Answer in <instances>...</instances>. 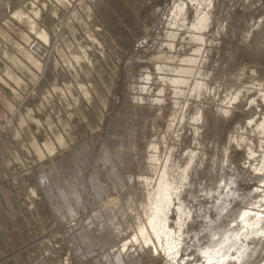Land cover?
<instances>
[{
  "label": "bare ground",
  "instance_id": "bare-ground-1",
  "mask_svg": "<svg viewBox=\"0 0 264 264\" xmlns=\"http://www.w3.org/2000/svg\"><path fill=\"white\" fill-rule=\"evenodd\" d=\"M198 1L209 3L210 0ZM106 2L119 20L112 33L118 47L128 54L124 62L125 82L123 89L120 87L126 93L124 100L128 102L104 121L103 132L69 146L61 157H53L39 170L36 169L38 173L33 179L30 196L39 201L42 210L46 205L53 219L64 226L63 230L71 232L70 245L79 264H88L89 260L94 261L93 264H143L142 256L154 263V258L166 251L167 264H190L191 260L198 264H263L260 261L264 253V141L258 135L264 134V117L263 124L257 125L255 114H249L247 123L237 125L236 131L244 130L257 138L224 132L222 126L230 113L224 107L226 101L229 106V103L235 105L246 98L254 109H264V80L248 75H228L225 71L229 63L224 62L212 65L219 69L216 74L211 69H194L196 64L205 66L207 63L199 62L196 55H191L192 49H195L194 53H199V50L193 46L190 49L177 46L175 38L179 35L173 29L165 28L188 27L190 31L186 33V41L202 43L204 38L194 35L192 30H204L205 14L190 22L187 12L196 10L197 13L198 6L194 0H172V8L166 13L160 5L151 6L153 3L149 5L147 0ZM29 29L48 44L49 37L41 36L43 29H38L36 24ZM235 31L245 43L252 39L251 32L241 24L232 25L228 37H234ZM153 32L156 34L152 48L145 50L144 45L151 40ZM133 44L137 45L136 49ZM142 46L143 51L140 50ZM130 48L132 51L129 53ZM154 48L181 49L189 54L168 55V62L162 65L156 63L160 54ZM228 56L234 58L233 55ZM248 70L253 75H264V68L251 67ZM243 80L258 83L262 88L259 95L248 97V89L236 86V83L244 84ZM227 82L233 85L225 84ZM169 86L172 91H168ZM169 96L189 98L190 101H173ZM169 111L175 125L160 124L164 132L157 135L166 141V145L161 147L154 141L147 143L146 138L159 127V122L168 116ZM58 141L62 143L60 139ZM112 145L117 147L113 149ZM232 145L242 149L246 155L249 153L247 159L256 158V162L247 163L253 178L245 182L255 180L261 186H245L242 190L233 186L235 182L225 184V192L220 193L221 197L208 208L217 217L208 218L206 229L198 232L195 225L198 218H203V210H192L197 199L191 190L201 188L200 184L207 179V191L201 188V192L205 198L216 199V187L226 179L222 176L224 165L232 161L229 157ZM147 148L149 152H145ZM49 153L50 157L54 155L52 149ZM117 156L126 157L128 162L114 160ZM143 161L150 162L151 166L146 167ZM145 172H154L158 176L151 182ZM201 177L202 180L199 179ZM236 197L246 203L250 201L253 209L229 210L230 200L234 202ZM254 199L258 201L252 202ZM234 210H238L236 217L239 223L235 228L223 231L222 224L225 219L235 216ZM77 227L78 231L75 230ZM2 232L4 234L0 228V255L7 249ZM188 236L189 239L191 236L193 243L190 241L189 244L192 246L186 244ZM215 237L220 241L210 245ZM180 244L181 248L174 251ZM191 247H198V250L189 252L192 258L189 263L185 262L188 258L185 261L178 258L180 262H177L180 253H186Z\"/></svg>",
  "mask_w": 264,
  "mask_h": 264
},
{
  "label": "rangeland",
  "instance_id": "rangeland-1",
  "mask_svg": "<svg viewBox=\"0 0 264 264\" xmlns=\"http://www.w3.org/2000/svg\"><path fill=\"white\" fill-rule=\"evenodd\" d=\"M147 1L149 5L153 3L151 6L160 5L164 13L172 8V0ZM194 1L198 6L197 13L196 10L187 12L190 22L199 15L205 14L204 30L200 28L192 30L194 35L204 38L202 43L191 44L186 41V33L190 31L188 27L165 26L179 35L175 38L177 46H185V49L193 46L199 50V53H194L195 49H192L191 55H196L199 62L207 63L205 66L196 64L194 69L198 68L201 71L211 69L216 74L219 69L213 68L212 65L224 62L229 63V68L225 71L228 75H248L264 80L263 74L253 75L248 70L251 67L264 68V0H210L209 3ZM106 4V0H0V77L2 78L0 81V123L3 124V126L0 124L2 128V132L0 131V220L9 217L12 219L11 227L0 223V228L4 231L2 236L7 242H5L7 248L5 253L0 255V264H79L70 245L71 232L67 233L63 230L64 226H60L53 219L46 205L43 210L40 208L39 201L30 196V189L38 173L37 170L51 158H58L59 155L61 157L69 146L88 139L91 135L98 134L99 131L103 132L102 129L106 126L104 121L109 120L116 113L115 110L118 111L122 104L128 102L124 100L123 96L126 93L122 90L125 82L123 81L124 62L128 54L118 47L119 44L112 32L119 24V20ZM15 15H22L23 19L19 20ZM33 24H36L38 29L46 31L49 37L48 44L32 34L29 26ZM240 24L252 34V39L247 43L236 31L234 37L227 35L230 34L232 25ZM155 34L153 32L148 45L145 44L146 47L144 45L145 50L152 48ZM133 46L136 49L137 45L133 44ZM144 48L142 46L140 50L143 51ZM154 50L160 54L156 63L162 65L168 62L166 59L168 55L189 54L181 49L169 51L166 48L159 50L154 48ZM130 51H132L131 48L128 52ZM24 52L31 53L39 66L35 67L25 57ZM228 55H233L234 58L231 59ZM243 67L246 70H242ZM7 72L13 78L19 79L20 83H14L5 75ZM243 81L244 84L236 83V86L248 89L246 92L248 97L259 95L262 88L258 83ZM216 82L221 83L222 81ZM225 84L233 85L229 82ZM184 88L186 93L187 87ZM168 91H172V87L169 86ZM169 99L179 102L190 101L189 98L174 96H169ZM225 103L224 107H227L230 113L225 119L226 124L222 126L224 132H233L245 138L256 137L244 130L236 131V128L238 124L248 122L246 120L250 117L249 114H255L257 125L263 124L264 109H254L248 104L246 98L235 105L229 103L227 106L228 102ZM170 114L169 111L168 116L159 122V127L146 138L147 143L154 141L159 142L161 147L166 145V141L157 135H162L164 132L160 124L166 122L175 125ZM258 138L264 141V134L258 135ZM58 139H62L64 145L59 144ZM45 145L54 148L53 156H47ZM116 147L117 145H112L111 148ZM231 148L229 157L232 161L224 165L222 176L226 179L216 187L217 192L214 195L216 199L205 198L204 193L201 192V188L204 192L207 191L205 190L207 179L200 184L201 188L191 190L197 199V202L192 204V210H203V218H198V224L195 225L198 232L206 229L208 218L217 217V214L208 208L221 197L220 193L225 192V184L235 182L233 186H238L242 190H245V186H253L252 188L261 186L255 180H251V183L245 182L253 178L250 177L247 163H251L250 161L254 158L253 160L247 159L249 153L246 155L235 145ZM142 150L141 148L140 151ZM145 152H149L148 148ZM114 160L128 162V159L122 156L114 157ZM255 160L253 162H256ZM143 162L146 167L151 166L150 162ZM144 174H147L146 177L150 178L151 182L155 181L158 176L154 172ZM199 179L202 180V177ZM258 199L252 202L255 203ZM233 200L234 202L230 200L232 204L229 210L253 209L250 201L246 203L237 197ZM238 210H234L235 216L233 215L231 219H225L222 224L223 231L235 228L239 223L236 217ZM171 216L175 215L171 214ZM75 230L78 231L79 228ZM186 239L185 241L188 242L186 244L192 246L193 244H189L190 241L192 242L191 236L190 239L189 236ZM206 241L205 239L204 242ZM219 241V238L215 237L210 245ZM181 246L182 244L174 251H178ZM191 248L186 253H180V257L176 258L177 262H180L178 258L184 261L188 258L185 262L189 263L192 259L189 256L191 251L198 250V247ZM96 250L101 254L99 247ZM167 253L166 251L159 257H155L154 263L153 260H147V257L142 256V263L167 264ZM261 258L260 262L264 264V253ZM93 262L89 260L88 264H93ZM192 262L194 261L191 260Z\"/></svg>",
  "mask_w": 264,
  "mask_h": 264
},
{
  "label": "crops",
  "instance_id": "crops-1",
  "mask_svg": "<svg viewBox=\"0 0 264 264\" xmlns=\"http://www.w3.org/2000/svg\"><path fill=\"white\" fill-rule=\"evenodd\" d=\"M18 19L19 20H21V19H23L22 17H18ZM32 34H35L34 32H32ZM36 35V34H35ZM37 35H38V33H37ZM36 35V36H37ZM41 36L42 37H44V36H47L48 37V35H47V33H46V31L45 30H43V35L41 34ZM37 38H41L40 36H37ZM24 55H25V57L35 66V67H38L39 65V63L36 61V60H34V58L32 57V56H30L27 52H24ZM5 75L7 76V77H9L14 83H16V84H19L20 83V80L19 79H17V78H13L8 72L7 73H5ZM1 77H0V81H1ZM60 141L62 142V143H60L59 142V144H63V141H62V139H60ZM64 145V144H63ZM50 149H52L53 150V153H54V148L53 147H50L49 145H45V150H46V153H47V156L48 155H50V153H49V151H50ZM0 223H5V225L7 226V225H9L10 227L12 226V219L9 217V218H7V219H1L0 220ZM7 223V224H6ZM9 227V228H10ZM9 232H10V234H11V231L9 230Z\"/></svg>",
  "mask_w": 264,
  "mask_h": 264
}]
</instances>
